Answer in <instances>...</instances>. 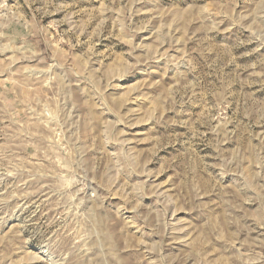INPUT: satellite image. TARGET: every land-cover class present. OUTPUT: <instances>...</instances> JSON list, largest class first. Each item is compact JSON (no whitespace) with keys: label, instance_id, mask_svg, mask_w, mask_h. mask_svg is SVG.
Masks as SVG:
<instances>
[{"label":"rangeland","instance_id":"374dc122","mask_svg":"<svg viewBox=\"0 0 264 264\" xmlns=\"http://www.w3.org/2000/svg\"><path fill=\"white\" fill-rule=\"evenodd\" d=\"M0 264H264V0H0Z\"/></svg>","mask_w":264,"mask_h":264}]
</instances>
